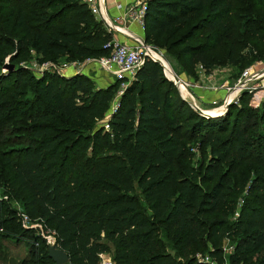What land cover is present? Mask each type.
<instances>
[{"label":"trees","instance_id":"16d2710c","mask_svg":"<svg viewBox=\"0 0 264 264\" xmlns=\"http://www.w3.org/2000/svg\"><path fill=\"white\" fill-rule=\"evenodd\" d=\"M263 1L238 8H251L252 17L244 18L234 0H149L145 42H160L170 54L180 48L179 59L210 69L209 56L235 46L243 29L261 49L264 18L253 12ZM2 15L0 50L10 51L14 64L30 51L67 63L111 55L114 34L83 0H0ZM248 53L246 63L259 60ZM122 83L97 88L82 74L36 78L23 69L0 77V147L20 145L0 150V176L9 174L11 194L31 219L55 233L68 264H100L101 256L114 264H202L194 257L199 251L223 264L222 241L231 230L234 257L261 254L264 100L254 108L244 94L241 107L231 106L225 116L203 117L147 57L121 95L109 130L96 126ZM14 123L22 126L24 141L6 143ZM195 147L204 161L208 156L201 169L191 164ZM248 167L251 181L236 185L233 177ZM223 203L241 205L236 224L209 220ZM6 241L32 242L20 264H56L46 241L0 202V250Z\"/></svg>","mask_w":264,"mask_h":264},{"label":"rangeland","instance_id":"374dc122","mask_svg":"<svg viewBox=\"0 0 264 264\" xmlns=\"http://www.w3.org/2000/svg\"><path fill=\"white\" fill-rule=\"evenodd\" d=\"M246 1L247 0H234V3L235 6L237 7L236 14L238 16H240V14H244V16H247L244 18H249L252 17L251 8L246 10L238 9L240 7H245ZM259 14H261L262 17L264 18V1L261 8L253 12L254 16H258ZM3 17L5 16L4 15L0 16V19ZM238 18L240 19L242 17H238ZM11 37L15 39L17 38L16 35H13ZM145 44L149 50L155 52L157 55L163 58L162 60H164L166 64L169 65L175 78L179 82H181L186 87L188 86L187 87L189 91L188 99L190 100L191 104L195 106V109H197L198 111H196L190 105L188 106L193 112H196L199 115L207 112L213 114L212 116L221 115L222 117L229 112L231 106L241 107V99L244 94L251 95V98L249 96L250 105L253 101L252 99L255 98V93L261 94L262 97L264 96V79L255 80L251 84L252 86L251 90L240 92L237 96L238 97L237 101H235L234 103H230L225 108L223 107L228 97L229 88L231 89L235 88V85L238 83L239 78L247 68L251 66L252 67L255 66L256 71L263 70L262 72H264V44H262L261 49L260 46L259 47L256 46L255 41H253L250 38L249 34L247 35L245 29H243V31H241L237 36L235 46H233L232 44V46L229 45L226 46L225 48L221 47L209 56L210 62L211 64H213L212 68L210 69L204 68V66L199 63L195 64V66H192L187 62L186 59H179L178 55H176V52H178L180 48L175 49V51H173L170 54L168 53V50L164 48L163 45H161L162 43L160 42H157L156 44L155 41H152ZM232 50H234V53L232 52ZM248 52H252L255 56L258 57L259 60L253 64L246 63V60L250 58V54ZM11 57L12 55H10V51H4L3 49L0 50V77L9 76L13 72L18 71V69H23L27 72H30L36 78H41L45 74H58L63 77H66L65 75L67 74L68 71L72 72V70H69L70 67H74L75 68L74 70H76L78 73L77 75L82 74L91 78L92 82L95 84V87L97 88H99L97 80H102V83L104 84L107 83L111 85L114 84L116 81V78L114 79V77L110 76L109 77L110 80L111 78L114 79L112 83H110L108 77L104 75L103 71L98 65H89L87 62H78L76 66H73L72 64L68 67H65V65H69L71 63H67L65 61L56 62L53 60L38 59V56L35 54L34 51H30V55L26 56L25 58H22L15 64L11 62ZM8 66H12L13 69L10 70L9 68H7ZM87 66H90L89 69L87 68ZM164 72L166 74L167 71H165L164 69ZM167 74H166L167 78H169L175 83L178 92L181 98L183 99L182 96H186V94L182 92L184 91L183 87L181 85H179L180 86L179 87L175 82V80L170 78ZM130 78H132V76H130ZM123 84L124 83H122L120 86L119 89L120 91L123 87ZM207 91L209 93H213L215 96L213 95L214 97L212 98L211 102H209V104H203L204 102H201L200 99H202V93L206 94ZM220 91L221 92L223 91L225 93L223 99L221 95H219L221 94ZM119 101L120 99L118 98L117 95L110 107V110L106 114L104 121L101 123L99 122L96 126L98 127L105 126L109 122L110 118L118 110L117 108L119 107ZM11 126H15V129L11 131L10 137L5 136L3 140H5L6 143H9L10 141L13 140L14 141L23 140L25 138L24 137L25 135H22L23 134L21 131L22 126H20L19 123H14ZM15 133L18 134L15 135ZM19 146L20 145H12V147H9V145H6L0 147V150L2 152H5V151H9L10 148H16ZM197 148L198 147L194 148L196 150L194 151V158L192 159L191 164L194 168L201 169L207 165L208 156L204 161L202 154L199 152ZM249 170H250L249 167L247 169L243 168L239 171L238 178H236V176L233 177V180L235 181L236 185L245 186L246 185L245 183L251 181L252 173L248 172ZM0 172H1V167H0ZM3 174L5 176H0V202L6 203L10 209L15 211L16 216H18L20 223L23 227L25 226L23 221L24 215L30 218L28 224L32 226L38 224L40 221L38 219H33V218L31 219L29 214L24 209L23 205L15 198L13 194H11L12 185L9 181H7L9 180L8 177L9 174H7V172ZM138 195L141 201H143V197L141 196V193L138 192ZM240 209H241V205H238L234 209L230 207L227 203H223L221 206L220 213L210 217L209 220L224 219L229 224H236L240 217L239 215ZM26 230H33V229H26ZM33 231L38 236H40L37 231L35 230ZM236 241H237V237L233 234V230L225 233V236L222 241L223 264H259V262L264 256V251H262L261 254H258L252 258H245L242 260L237 259L236 257H234ZM4 243L7 246V248H3V250L2 249L0 250V264H20L22 260L25 257H27L26 255L29 252V247L32 244V242L29 241L22 242V244L20 245H16L14 242H8V241ZM207 246L208 249L210 250L213 249V245L211 243H208ZM194 257L200 261L208 258L209 254L208 252L199 251L194 253ZM217 263L220 264L218 261Z\"/></svg>","mask_w":264,"mask_h":264},{"label":"built area","instance_id":"2783aa9c","mask_svg":"<svg viewBox=\"0 0 264 264\" xmlns=\"http://www.w3.org/2000/svg\"><path fill=\"white\" fill-rule=\"evenodd\" d=\"M107 1L109 0H83V2L87 4L89 9L93 12L97 20L103 22L106 28L108 29V31L114 34L113 41L110 45L112 46V52L110 56L103 57L101 59H89L85 62L95 63L101 68L102 71L110 74L116 79L123 81L124 83L123 87L118 94V98H120L124 90L133 81L136 73L143 66L145 58L147 57L151 58V56L149 55L150 50L146 46L145 44L146 42L144 40L132 34L125 25L120 27L118 24L136 23L141 28L144 29L149 0H136L134 3L126 7L125 15L117 17L116 20H112L109 15V12L106 8ZM118 8L121 9L122 6H119ZM115 35L125 36L127 39L133 40L135 44L133 46L126 45L121 41H119ZM77 63L78 62H74L69 65H65V67H68L72 64L73 66H76ZM262 71H256L255 66L253 67L251 66L247 68L239 78L238 83L235 85V88L234 89L229 88L228 97L223 107L225 108L230 103H234L235 101H237L238 99L237 96L240 92L251 90L252 89L251 84L253 81L264 79V72ZM130 76H132V78H130ZM177 85L179 86L178 83ZM183 86L185 87L186 90L185 93L186 96H182L183 99L192 108L195 109V106L191 104L190 100L188 99V95H189V91L187 89L188 86L187 87L185 85ZM257 94L258 93H255V98L252 99L253 101L251 103L252 107L254 108L260 107L261 103L264 100V96L262 97L261 94L258 95ZM195 110L198 111L197 109ZM109 127H110L109 123H107L105 125V128L109 130ZM23 221L25 225L24 227L26 229H33L37 231L38 234L47 242L48 245L49 243H51L52 245L56 246L55 233L47 229L43 225V223L39 222L38 224L32 226L28 224L30 218L26 215L23 216ZM101 259L102 260L100 264H114L112 259L108 256H101ZM199 262L202 264H218L217 261L213 260L210 256L205 260H200Z\"/></svg>","mask_w":264,"mask_h":264},{"label":"crops","instance_id":"0c3cea01","mask_svg":"<svg viewBox=\"0 0 264 264\" xmlns=\"http://www.w3.org/2000/svg\"><path fill=\"white\" fill-rule=\"evenodd\" d=\"M136 0H109L106 2V8L109 12V15L111 17L112 20H116L117 17L119 16H124L126 13V7L132 3H134ZM122 6L121 9H119L118 7ZM118 24V23H117ZM120 27L122 26H126L128 28V30L134 34L136 37L141 38L142 40L145 41V29L141 28L138 24L136 23H123V24H118ZM116 38L121 41L122 43L126 44V45H130L133 46L135 44V42L133 40L127 39L125 36L122 35H115ZM89 65H97L95 63H88ZM90 66H87V68L89 69ZM73 68V69H72ZM74 67H70L69 70H72V72L68 71L67 74L65 75L66 77H74L76 76L78 73L76 70H74ZM104 75L108 77L110 83H112V81L115 79L111 78L110 80V74L104 72ZM86 74V73H84ZM113 77V76H111ZM102 79V78H101ZM100 81V82H99ZM98 86L99 88H106L109 87L111 84H107V83H102V80H97ZM225 90V89H224ZM221 92V91H220ZM213 93H209L207 91L206 94L202 93V99H200L201 102H204L203 104H209V102H211L212 98L215 96H213ZM222 99L225 96V93L222 91L221 94ZM218 97V96H216ZM120 99V98H119ZM48 245V244H47ZM57 248V247H56Z\"/></svg>","mask_w":264,"mask_h":264},{"label":"water","instance_id":"95a60500","mask_svg":"<svg viewBox=\"0 0 264 264\" xmlns=\"http://www.w3.org/2000/svg\"><path fill=\"white\" fill-rule=\"evenodd\" d=\"M154 61L159 63L157 60H154ZM7 68H9L10 70L13 69L12 66H8ZM165 71H166V69H165ZM166 74H167V72H166ZM201 116L206 117V118L221 117V115L220 116H206V114H201ZM48 248H49V256L55 261L56 264H68L69 263L68 255L65 252L56 248V246L52 245L51 243H49Z\"/></svg>","mask_w":264,"mask_h":264},{"label":"bare ground","instance_id":"6f19581e","mask_svg":"<svg viewBox=\"0 0 264 264\" xmlns=\"http://www.w3.org/2000/svg\"><path fill=\"white\" fill-rule=\"evenodd\" d=\"M149 54L151 55V57L154 60H157L158 62H160L163 65V68L166 69V71L168 73V76L170 78L174 79L179 85H181L183 87V89H184V91H182V92L186 93L185 87L180 82H178V80L175 78V76H174L171 68L169 67V65L166 64V62L164 60H162L163 58L160 57L159 55H157L155 52H152L151 50L149 51ZM204 114H206V116H208V115H211L212 116L213 115V114H210V113H207V112H205ZM217 116H219V115H217Z\"/></svg>","mask_w":264,"mask_h":264}]
</instances>
